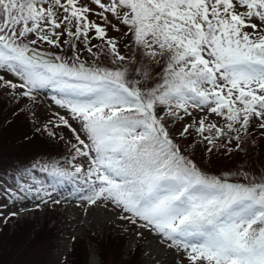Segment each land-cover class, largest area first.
<instances>
[{
  "label": "snow or ice",
  "instance_id": "snow-or-ice-1",
  "mask_svg": "<svg viewBox=\"0 0 264 264\" xmlns=\"http://www.w3.org/2000/svg\"><path fill=\"white\" fill-rule=\"evenodd\" d=\"M41 93L54 111L35 133L66 155L0 175V223L68 183L63 199L134 232L128 254L152 234L144 264L156 245L264 264V0H0V100L34 118Z\"/></svg>",
  "mask_w": 264,
  "mask_h": 264
},
{
  "label": "rangeland",
  "instance_id": "rangeland-1",
  "mask_svg": "<svg viewBox=\"0 0 264 264\" xmlns=\"http://www.w3.org/2000/svg\"><path fill=\"white\" fill-rule=\"evenodd\" d=\"M109 34L115 35V33L112 32H110ZM48 95L49 94L47 93H41L40 97H38V106L35 109V117L31 118L29 115H26L27 118L30 119V121L26 117H24V113H21L19 116H17L21 121H23L24 124H26V130H23V133L27 134L26 136H19L21 133L18 136L16 135L17 131L15 132L13 130V122L15 120H13L14 118H11L13 117L12 114L15 112V110H18L19 107L22 106L23 102H21V105L16 106L7 104L9 105V109L6 110V112H9V114L6 120L0 122V130L2 129L0 133L4 132L3 135L5 136L10 135L12 132H14L15 134L11 137V139H16L18 145V140L22 141L23 139L24 142L27 141V138L31 139V136L33 135L32 137L34 139L32 140V142L27 145L24 144V146L26 145L25 147L21 144L20 145L30 151L34 146L36 147V145H38L37 147L40 148L41 151L48 153L49 150L52 149L53 143L49 144L48 140H44V137L40 135L36 136L38 134L34 133L33 131L35 127L38 126L37 123H39L40 125L45 123L47 119L51 118L52 111H54V107L47 103ZM0 101L4 102L2 100ZM9 118L11 119L9 120ZM7 120H9V125L6 123ZM29 125L32 126V131L30 130ZM65 135L69 134L66 132ZM255 138L257 140L258 147L254 150L255 156L253 158L258 162H264V137H260L259 134L256 133ZM63 150L65 151V149ZM226 165L227 162H224V166ZM41 174L42 176H44L43 173ZM41 174L38 171L34 173V175H36L38 179L43 180ZM4 180L7 181L8 185L14 184V181L8 179L6 176L4 177ZM63 186V188L61 187V189H59L60 192L59 190H57V194L55 196V198L63 200L60 205L42 206L41 210H37L35 209V203H37L36 201L26 200L17 202L14 206L10 205L8 208L4 209L5 213L17 211L19 214L17 217L12 218L8 222L7 227H5V224L0 223V264H23V260L21 258L27 251H30L27 247V243L29 242V240H32L35 235L42 237V233H44V235L48 234L50 228L54 226L56 228L55 232L57 233L58 238L56 240L57 249L55 251V256L51 264H76L75 258L81 260L83 264H87L90 252L93 249L97 254V258L102 262V264H104V261L98 250L100 242L105 244L106 241V250H115V254H118V257L120 256L116 264L129 263L127 260H129L133 254H128L127 244L128 241L133 237V235L128 236L129 233L126 235H120L118 234V231L110 230L111 226L105 225V219L103 220L104 227L102 229V235L101 227L97 226L94 221H91V227L83 224L82 222L79 223L77 219H79L82 213L85 214V210L82 206H76L78 201H76L75 198H72L70 200L63 199V197L68 196L69 192L71 191L72 185L65 183ZM3 202V200H0V203ZM94 210L95 209H89L86 215L91 216ZM120 223L123 224L126 222L121 221ZM20 228H22V231ZM5 231H7V235L5 234ZM44 231L47 232L45 233ZM73 236L76 237L75 240L72 239ZM152 238L153 236L151 233L145 232L144 237H142L138 242V245L136 246V252L134 254L135 258H137L136 262H138V264H144V259L141 256V252L145 250V241L152 242ZM73 244L75 245L73 246ZM73 247H76L78 249L77 253H75L74 255H72L71 253ZM172 252V249H168L165 257L160 258L154 256L152 260L148 261V264H158V262L159 264H161L166 257L171 256L170 253ZM25 257L29 258V255ZM182 260L183 257L178 256L176 263L181 264Z\"/></svg>",
  "mask_w": 264,
  "mask_h": 264
},
{
  "label": "trees",
  "instance_id": "trees-1",
  "mask_svg": "<svg viewBox=\"0 0 264 264\" xmlns=\"http://www.w3.org/2000/svg\"><path fill=\"white\" fill-rule=\"evenodd\" d=\"M9 109V105H7V103L5 102H1L0 101V122L6 120V118L8 117L9 112H6V110ZM3 112V113H2ZM6 112V113H5ZM15 112H17L18 114H12L13 117H11L13 120H15L13 122L14 125V131L16 132V135L19 136L24 135L26 136L27 134L23 133V130H26V124L23 123V121H21L17 116H19L21 113L18 112V110H15ZM24 117L27 118L26 114H24ZM9 118V120L11 119ZM29 121L30 119L27 118ZM25 119V120H27ZM9 120H7V124L9 125ZM19 123V124H18ZM32 124V123H31ZM33 125V124H32ZM37 125L39 126L40 124L37 123ZM30 126V130L32 131V126ZM34 126V125H33ZM2 131V129L0 130ZM35 133V129L33 130ZM4 132L0 133V174H3L4 171L6 169H9L10 167H15V168H21L24 167L26 165H28L31 162H34L36 160H41V161H46L48 160L49 157H52L53 159H57L60 157H63L66 155V151H64L63 147L53 143L52 149L49 150L48 153L41 151L40 148H38L36 145V147L34 146L32 148V150H27L26 148H24L27 144H29L30 142H32V140L34 139L31 136V139L27 138V141L23 142L18 140L19 145H23L26 144L24 147H22L21 145L19 146L17 144V140L12 138V136H14V132H12L10 135H3ZM36 135V134H34ZM39 136V135H36ZM28 137V136H27ZM24 138V137H23ZM44 140H47L45 138H43ZM15 140V141H14ZM15 142V143H14ZM41 174V173H40ZM42 176V174H41ZM8 179L13 180L14 181V176L12 173H9L8 176H6ZM43 177V181L45 182V184H49V177L44 174ZM61 187L57 188V190H59ZM60 192V190H59ZM8 224V223H7ZM7 224L5 225V227H7ZM22 231V228H20ZM55 226L50 228L48 234L44 235V233H42V237L36 236L32 239L29 240V242L27 243V247L30 251H27L23 257L25 258H21L23 260V264H50L52 262V260L54 259L55 256V251L57 249V243L56 240L58 238L57 233L55 232ZM45 230V229H44ZM48 231V230H47ZM47 231H44L45 233ZM7 231H5V234ZM134 232L130 231L129 235H132ZM24 239V238H23ZM99 244V243H98ZM75 244H73L74 246ZM106 245H107V241L104 243L100 242L99 245V254L101 255L104 264H116L118 258V254L116 255V251L115 250H106ZM78 249L76 247H73L72 249V255H74L75 253H77ZM114 253V254H113ZM71 258V256H70ZM109 258V259H108ZM136 259L134 255L131 256V258L129 260H127L129 263L127 264H138V262H136ZM76 260V264H83V262L81 260H79L78 258H75ZM74 260V262H75ZM68 261V260H67ZM126 261V262H127ZM69 264V263H68Z\"/></svg>",
  "mask_w": 264,
  "mask_h": 264
},
{
  "label": "bare ground",
  "instance_id": "bare-ground-1",
  "mask_svg": "<svg viewBox=\"0 0 264 264\" xmlns=\"http://www.w3.org/2000/svg\"><path fill=\"white\" fill-rule=\"evenodd\" d=\"M94 211H99L101 213L100 216H98V217L97 216H94L93 215V212ZM94 211L92 212V215L91 216H89V215H87V216L84 215L83 216L82 215L80 219H77V221L79 223L82 222L83 224L88 225L89 227H91V221H94L97 226L103 225V223H104L103 220L104 219L107 220V215L104 214L102 210H94ZM157 249H160L157 245H156V247L152 248V251H153V253H155V256L160 257V258L165 257L164 250L163 249H160V251H157ZM162 264H173V262H171L170 259L167 257L162 262Z\"/></svg>",
  "mask_w": 264,
  "mask_h": 264
}]
</instances>
